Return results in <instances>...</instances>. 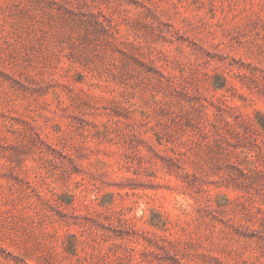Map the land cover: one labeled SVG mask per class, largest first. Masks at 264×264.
Masks as SVG:
<instances>
[{
	"label": "rangeland",
	"instance_id": "rangeland-1",
	"mask_svg": "<svg viewBox=\"0 0 264 264\" xmlns=\"http://www.w3.org/2000/svg\"><path fill=\"white\" fill-rule=\"evenodd\" d=\"M0 264H264V0H0Z\"/></svg>",
	"mask_w": 264,
	"mask_h": 264
}]
</instances>
